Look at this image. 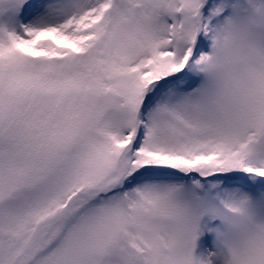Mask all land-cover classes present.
Returning a JSON list of instances; mask_svg holds the SVG:
<instances>
[{"label": "snow or ice", "instance_id": "obj_1", "mask_svg": "<svg viewBox=\"0 0 264 264\" xmlns=\"http://www.w3.org/2000/svg\"><path fill=\"white\" fill-rule=\"evenodd\" d=\"M0 264H264V0H0Z\"/></svg>", "mask_w": 264, "mask_h": 264}]
</instances>
